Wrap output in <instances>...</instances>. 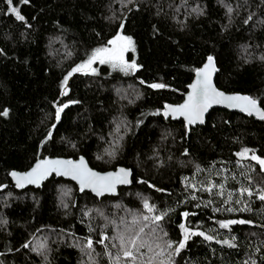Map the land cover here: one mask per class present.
Listing matches in <instances>:
<instances>
[{
	"label": "trees",
	"instance_id": "1",
	"mask_svg": "<svg viewBox=\"0 0 264 264\" xmlns=\"http://www.w3.org/2000/svg\"><path fill=\"white\" fill-rule=\"evenodd\" d=\"M118 34L132 40L125 61L135 70L96 61L95 73L68 76ZM209 55L216 87L264 110V0H0V264H116L117 255L130 264L113 244L145 223L142 238L158 236L161 247L141 249L137 264H264V171L250 158L264 159V119L214 110L193 128L162 117ZM57 157H84L99 172L129 168L133 184L102 199L54 177L37 190L11 184V172ZM162 212L150 234L156 226L138 217ZM229 220L251 223L220 228ZM181 224L214 239L190 234L176 254ZM102 234L109 239L97 243Z\"/></svg>",
	"mask_w": 264,
	"mask_h": 264
},
{
	"label": "snow or ice",
	"instance_id": "2",
	"mask_svg": "<svg viewBox=\"0 0 264 264\" xmlns=\"http://www.w3.org/2000/svg\"><path fill=\"white\" fill-rule=\"evenodd\" d=\"M9 5H12V0H7ZM21 3L27 4L29 0H20ZM229 12L232 11L231 8L228 9ZM10 12L15 14L16 19L20 21H24L25 17L20 14L17 7L12 6L10 7ZM251 19V17H249ZM247 23V21H246ZM123 27V25H121ZM119 42V43H118ZM109 44L113 45L112 48H98L96 49L92 56L85 61L83 64L78 65L77 67L72 69V72L68 74V76H71L72 73L82 71L84 69H91L93 73L96 72L95 68H91L92 63L95 60H99L100 63H106L111 61L113 64V67H120L121 70L127 72L129 70H135L137 65L135 62L127 63L124 61L123 53L128 50V48L132 45V40L130 37H125L122 35H117L115 39L110 40L108 42ZM264 59V57H262ZM216 71V68L214 66V57L209 55L207 57V63L204 65L202 69H199L197 71V81L194 83L192 87V92L188 96V100L178 107H170L166 106L167 111H165L164 115L167 116L169 112H171L173 115L179 114L185 117L187 122L189 124L195 123L199 121L200 123H203V113L207 111L209 107L213 103H220L222 101H229V102H243V108L242 110L248 111L249 114H251L253 111H255L261 119H264V112L260 111L259 108H257V102L255 99L249 98L247 96H225L222 92H218L213 86L211 82V76L212 73ZM68 76L64 78V84H67ZM149 87L152 88H163V84H151ZM62 94H66V91ZM75 103V102H73ZM230 106H239L237 104H230ZM68 105L64 104L63 106H58L56 108L55 118L57 121L61 118V113L64 111L65 108H67ZM4 116L8 115L7 110H5L3 113H0ZM55 127V125H53ZM248 149H244L241 153H238V155H246ZM252 159L256 160L261 170L264 171V159L253 155ZM45 164L52 165L49 168L42 169V166L38 164L36 168L32 170V172L27 173L23 176L18 175L17 173L13 172L12 175L16 177L17 179V186L22 187L23 182L27 183H36L38 179H42L43 176L49 172H56L57 175L64 174V175H72L74 179L79 180L81 184V190L84 188H91L92 191H94L98 196H103L105 193H112L115 194L116 191V185L117 184H129L131 181L129 180V176L131 173L129 171H126L124 169H120L118 173H109L106 176H99L98 174L92 172L91 170L87 169V167L84 165L83 159H81L80 163L77 165H72L71 161L68 162H61V161H45ZM62 163L71 165L70 169H66L63 173H61L60 169L56 167L57 165H60ZM140 183H146V181H140ZM149 187H153L152 185H149ZM242 192H247L249 196L252 195V193L247 189H242ZM229 198H231V194H229ZM258 198L261 201H264V191L261 192V194L258 196ZM195 199V197H193ZM241 201L237 200L236 203H240ZM144 208L148 210V212H153L155 209V205H151L147 199L144 200L143 204ZM229 212L234 211L233 208L227 209ZM250 210L249 208H242L240 211H246ZM167 215V213L162 212L159 215H154L152 217L149 216H143V221H151L152 224H154L156 227L151 229L150 234H155L157 229L159 228V222ZM184 216H188V213H184ZM137 221L134 219L130 222V224L135 225ZM245 223H251V221L246 220H229L227 222H220L219 226L220 228H229L230 225L233 224H245ZM149 224L145 223L143 226L139 227L137 231H134L132 227L127 228V235L120 234L118 237L119 244H113V247H119L120 253H122V257L124 261L130 262V264H137V261L143 262V257L145 253L141 252V249L147 248L148 251H152L151 245L148 243L147 240L142 238V235L145 231V228H148ZM181 229H184V236L183 239L178 242L176 245L174 251L176 254H179L182 249L185 248L186 241L189 239V235H200L204 236L205 240H213L214 237L212 235H205L203 232H188V229L185 227L184 224L180 225ZM162 231V230H161ZM167 233H164V236H166ZM109 237L105 235H101V238L97 243L104 244L106 240H108ZM155 239H160V237L156 236ZM234 239V238H233ZM218 243L220 241H217ZM166 247L168 249L173 248V242L172 241H165L164 242ZM224 244L229 245L231 247H235L234 244L231 243L229 240H224ZM93 246V241L91 239L88 240L87 247L91 249ZM24 247H28L27 244L24 245ZM157 248H160L161 245L159 243L156 244ZM157 256L163 255V252L156 253ZM152 259L149 258L147 262H144V264H152ZM169 262L171 261V254H169ZM121 260V256L117 255L116 257V264H119ZM160 264H164L163 261L160 262ZM253 264H255V261H253Z\"/></svg>",
	"mask_w": 264,
	"mask_h": 264
},
{
	"label": "water",
	"instance_id": "3",
	"mask_svg": "<svg viewBox=\"0 0 264 264\" xmlns=\"http://www.w3.org/2000/svg\"><path fill=\"white\" fill-rule=\"evenodd\" d=\"M207 63V60L206 62L199 68V69H202L204 67V65ZM214 66L216 68V71L212 73V76H211V82H212V86L218 91V92H222L225 96H247V95H242V94H232V93H226L220 89H218L215 85V78H216V75H217V66H216V62L214 60ZM198 69V70H199ZM197 70V71H198ZM197 71L195 72L194 74V77H193V80L192 82L190 83V85L188 86V90H187V93L185 94L184 98H183V101L180 103V104H177V105H172V104H167L164 106V109L162 111V117L166 120L168 119H171L172 121H175V122H183L185 124V126L187 127H203L205 124H206V120H207V117L208 115L214 111V110H221V111H226L228 113H236V114H242V115H245L247 117H250V118H253V119H256V120H262L259 115L253 111L251 114H249L248 111H245V110H242L243 108V102H229V101H222L220 103H213L211 105V107H209L207 109L206 112L203 113V123H200L199 121L195 122V123H192V124H189L187 122V120L185 119L184 116L182 115H179V114H175L173 115L171 112H169V114L167 116L164 115L165 111H167V108L166 106H170V107H178L179 105H182L184 104L187 100H188V96L189 94L192 92V85L194 83H196L198 77H197ZM249 97V96H247ZM250 98V97H249ZM237 104L239 106H230V104ZM257 108L260 109V111L264 112V110L262 109V107L257 103ZM81 159H83L84 161V165L87 167V169L91 170L92 172L98 174L99 176H106L108 175L109 173H118L120 171V169H124L126 171H129L131 173V175L129 176V180L131 181V183L129 184H117L116 185V191H115V194H112V193H105L103 196H98L94 191H92V189L89 187V188H84L83 190H81V184L79 182V180L77 179H74L72 177V175H64V174H60V175H57L56 172H49L47 174H45L43 176L42 179H38V181L36 183H27V182H23V186L22 187H18L17 186V179L16 177H14L12 175L13 172L17 173L18 175L20 176H23L27 173H30L32 172V170L34 168H36V166L38 164H40L42 166V169L44 168H49L51 167L52 165L50 164H45L44 162L45 161H61V162H68V161H71V164L72 165H77L80 163ZM56 167H58L61 171V173H63L66 169H70L71 168V165H68V164H65V163H62L60 165H57ZM10 173L9 175V179L11 181V184L17 189V190H20V191H24L26 189H29V188H33L35 190L41 188L43 186L44 183H46L47 181L51 180L53 177L56 178V179H62V180H65V181H69L71 183H73L74 185H76V187L78 188V190L80 192H83V193H89L91 194L93 197L97 198V199H102V198H105V197H118L119 195V190L122 189V188H130L133 184V171L129 168H126V167H117L115 170H112V171H107V172H99L97 170H94L90 167L88 161L86 160V158L84 157H79L78 159L76 160H72V159H67V158H44V159H37L34 164L31 166V168L25 172H16V171H13ZM6 186L2 187L1 190H5Z\"/></svg>",
	"mask_w": 264,
	"mask_h": 264
},
{
	"label": "rangeland",
	"instance_id": "4",
	"mask_svg": "<svg viewBox=\"0 0 264 264\" xmlns=\"http://www.w3.org/2000/svg\"><path fill=\"white\" fill-rule=\"evenodd\" d=\"M119 43V42H118ZM113 47V45H110V47L109 48H112ZM130 48V47H129ZM128 48V49H129ZM125 53L126 52H124L123 53V57H124V61H125ZM96 61H99L98 59L97 60H95L94 62H96ZM93 62V63H94ZM100 62V61H99ZM126 62V61H125ZM93 63H92V65H91V68H92V66H93ZM106 63H108L114 70H119V71H121V72H125V71H123V70H121V68L120 67H113V64H112V62L111 61H109V62H106ZM86 72H89V71H91V69H84ZM132 90H130V92H131ZM122 93H123V91H122ZM134 93L135 92H131V96H133L134 95ZM251 159H252V157H250ZM253 161H255V162H257L256 160H254V159H252ZM258 163V162H257ZM259 164V163H258ZM143 216H149V215H145V214H141L140 215V217H138V219H140V220H142L143 221V219H142V217ZM150 217V216H149ZM144 222H149L150 223V221H144ZM145 230L147 231V229L145 228ZM145 234V231H144V233L143 234H141V235H144ZM155 240V241H154ZM158 239H152L151 241L152 242H150L149 244L151 245V247H155L156 246V244L157 243H159L160 244V242L159 241H157Z\"/></svg>",
	"mask_w": 264,
	"mask_h": 264
}]
</instances>
